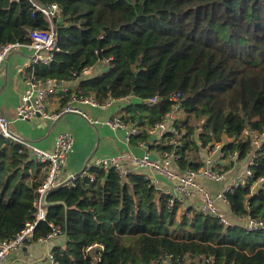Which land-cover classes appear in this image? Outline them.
I'll list each match as a JSON object with an SVG mask.
<instances>
[{
    "label": "trees",
    "instance_id": "16d2710c",
    "mask_svg": "<svg viewBox=\"0 0 264 264\" xmlns=\"http://www.w3.org/2000/svg\"><path fill=\"white\" fill-rule=\"evenodd\" d=\"M34 1L60 7L59 50L50 65L33 68L39 81L74 80L105 61L107 70L82 78L76 95L137 99L122 119L144 129L135 135L140 141L174 112L177 132H166L158 147L175 152L179 171L201 169L202 151L217 143L245 165L256 152L249 182L227 202L235 216L264 220V135L256 148L245 134L264 133V0ZM48 26L30 0H0V45L29 42L31 30ZM153 96L158 102L149 105ZM33 160L21 143L0 136V242L35 218L45 170ZM89 172L94 180L48 194L47 219L36 227L35 240L61 228L56 237L65 245L52 249L58 264H162L167 257L168 264H264V228L226 226L171 202L141 172Z\"/></svg>",
    "mask_w": 264,
    "mask_h": 264
},
{
    "label": "built area",
    "instance_id": "2783aa9c",
    "mask_svg": "<svg viewBox=\"0 0 264 264\" xmlns=\"http://www.w3.org/2000/svg\"><path fill=\"white\" fill-rule=\"evenodd\" d=\"M30 1L32 2L34 11L42 13L44 18L49 22V26L47 28L31 30L29 34V42L14 41L0 45V69L6 62L9 54L14 51H18L19 49L25 48L32 51L33 54L31 57H29V64L32 65V67L37 64H51L55 59V53L59 50V31L58 25L55 21V17L60 11L59 5L55 3L47 6L39 4L34 0ZM91 70L92 67H86L83 69L82 74L89 75ZM27 82L28 83L21 97L20 104L16 109L18 116L22 119L28 120L35 117H42L47 121L55 122L63 117V115L66 113H77L81 114L92 124L106 123L112 128L124 129L126 131L128 140H131L133 136L138 135L141 132L140 125L135 123L130 124L124 121L121 116L110 117L109 119L102 121L99 118L90 116V114L85 109H83L84 105L94 108H106L111 103L117 101L116 97L109 96L105 101H102L95 96L79 97L74 95L59 109L50 110V94L54 90L55 86L61 82H64V80L59 82L56 79H50L47 81L46 85H42L36 76H33L28 78ZM171 99L175 101L173 106L174 109L181 107L180 92L175 93ZM156 102H158V97L156 96H153L149 99V105H153ZM175 118L176 115L174 112L168 114L164 120L155 123L151 128H149V133L157 134L159 135V138H163L164 140L166 132H177V128L174 126ZM10 123V119L0 110V136L21 143L30 151L32 159H34L37 163L45 165L47 171L44 180L37 190L38 196L35 202V207L37 209L35 218L32 221H28L25 228L15 237L7 238L0 242V264L10 252L24 246L28 240L34 239L37 225L43 221H46L49 210L47 198L45 196L61 185L72 187L79 178H83L85 176H88L94 180V174L89 172L92 168L101 169L105 172L115 170V172L120 176L126 177L130 173L138 172L125 168L123 161L125 158H129L134 161L141 173H143L142 171L158 172L169 179L178 180V184L168 189L166 193L171 196V202H182L183 200L191 199L198 192L202 196V202L200 204L199 210L205 214L216 216L223 224L227 226L230 225V221L220 210L218 206V199L224 198L227 200L228 193L234 192L239 187L246 186L253 174L252 166L255 164V160L257 158V153L253 152L245 165L243 173L236 177L232 182L226 184L218 195H213L197 180V178L200 176L212 179L214 181H222L225 178V173L214 166L211 158L207 159L205 165L199 170L188 169L185 170V172H181L177 171L173 165L175 159L178 157L175 152L164 151L162 152L161 159L154 158L148 152L140 155L135 153H121L119 155L102 157L97 158L94 161H89L82 171L77 172L73 171L68 166V156L72 151L74 143V137L71 133H60L57 136L54 149L49 150L42 148L33 141L14 134L10 128ZM245 134H251L253 144L256 148H260L264 133L260 135L259 133L250 131L248 129L245 130ZM217 151L220 153L222 159H226L228 157L231 159H236L238 156L237 152L226 155V153L222 150L221 143L215 144L212 153ZM143 174L146 179L153 181V178L149 173ZM261 180L264 182V178ZM52 225L54 224L52 223ZM246 227L251 231L264 228V220L249 218ZM60 232L61 228L55 226L53 231L50 232L48 236L42 237L40 239L49 241L55 238ZM92 247L93 246H90L88 249H91ZM101 248H103V246H101ZM48 254L51 258V264H58L52 250H49ZM168 263H170V257L163 259L162 264ZM90 264L96 263L95 261H92Z\"/></svg>",
    "mask_w": 264,
    "mask_h": 264
},
{
    "label": "crops",
    "instance_id": "0c3cea01",
    "mask_svg": "<svg viewBox=\"0 0 264 264\" xmlns=\"http://www.w3.org/2000/svg\"><path fill=\"white\" fill-rule=\"evenodd\" d=\"M32 54V51L25 48L14 51L9 54L6 62L0 69V110L10 119V128L14 134L33 141L42 148L52 150L56 145V139L60 133H71L74 137V143L72 151L68 156V166L73 171L77 172L82 171L89 161H94L95 159L102 157H111L121 153H135L140 155L148 152L154 158H162L161 149L158 145L162 144L163 138H159V135L157 134H149L150 136L146 141L136 140L135 136L134 138L132 137L131 140H128L124 129L112 128L106 123L92 124L81 114L77 113H66L55 122L47 121L42 117H35L28 120L20 118L16 109L20 104L21 97L27 86L28 78L35 76L33 68L36 65L32 67V65L29 64V57H31ZM48 65L50 64H45L44 66ZM107 68V63L101 61L92 67L89 75L81 74L80 77H77L74 80H67L57 84L50 94L49 109H59L67 100L76 95L75 88L78 86L82 78L85 79L89 78V76L100 75L106 71ZM40 82L42 85H46L47 83V81L43 82L42 80H40ZM136 102L137 99H134L133 97L129 99L117 98V101L111 103L106 108H94L84 105L83 109H85L90 116L105 121L110 117H122L127 114L129 112L127 110L128 105ZM143 130L144 129L141 127V132ZM8 140L14 141L12 139ZM212 151L204 149L202 151V156L205 160L211 158L216 168L222 171L225 170V178L222 181H214L200 176L197 180L213 195H218L226 184L232 182L236 177L243 173L245 163L243 161L233 162L232 160L235 159L229 157L222 159L218 151L215 153H212ZM37 164L42 166V170H45L46 176V166L40 163ZM123 164L128 170L140 172L134 161L129 158H125ZM173 165L177 170L178 166L175 161ZM142 172L149 173L157 188L165 193H167L168 189L178 184L177 179H169L158 172ZM260 183V181L256 182L255 187ZM182 202L186 205H194L199 210L202 196L197 192L191 199H186ZM218 206L230 222L243 226L247 225L249 217L243 218L235 216L230 209L229 203L224 198L218 199ZM64 245L65 238L63 236L53 238L49 241H45L44 239H30L24 246L10 252L1 264H51V258L48 251L56 246Z\"/></svg>",
    "mask_w": 264,
    "mask_h": 264
},
{
    "label": "water",
    "instance_id": "95a60500",
    "mask_svg": "<svg viewBox=\"0 0 264 264\" xmlns=\"http://www.w3.org/2000/svg\"><path fill=\"white\" fill-rule=\"evenodd\" d=\"M47 196H48V194L45 197L47 198ZM47 204H48V202H47Z\"/></svg>",
    "mask_w": 264,
    "mask_h": 264
},
{
    "label": "rangeland",
    "instance_id": "374dc122",
    "mask_svg": "<svg viewBox=\"0 0 264 264\" xmlns=\"http://www.w3.org/2000/svg\"><path fill=\"white\" fill-rule=\"evenodd\" d=\"M91 73V72H90ZM244 162V161H243ZM38 196V195H37ZM37 199V198H36Z\"/></svg>",
    "mask_w": 264,
    "mask_h": 264
}]
</instances>
